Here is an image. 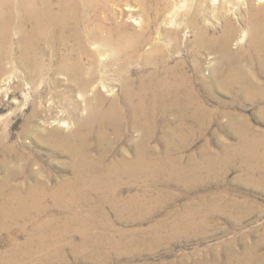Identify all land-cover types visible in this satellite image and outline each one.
Wrapping results in <instances>:
<instances>
[{"label":"rangeland","instance_id":"374dc122","mask_svg":"<svg viewBox=\"0 0 264 264\" xmlns=\"http://www.w3.org/2000/svg\"><path fill=\"white\" fill-rule=\"evenodd\" d=\"M262 5L82 0L77 28L53 29L41 40L50 42L41 70L23 59L18 19L9 40L0 29V48L11 49L0 72V264H264V95L253 92L264 70L253 62L247 31ZM226 24L234 29L227 46ZM111 25L143 31L145 40L126 51L131 60L113 61L110 48L89 32L105 35L102 27ZM79 40L94 54H83ZM151 41L162 48L147 59ZM76 57L87 71L61 68ZM156 65L159 77L174 74L183 82L178 90L188 106H163L161 94L153 97ZM234 71L247 80L224 87L223 76ZM143 83L148 112L159 109L152 115L155 131L144 134L132 128ZM113 99L124 113L118 129L99 113L91 124L83 121L85 101L103 109ZM139 142L148 159L160 158L158 173L99 180L105 166L133 160ZM82 154L91 165L77 160ZM30 187L43 194L41 207L24 212L18 201ZM11 195L16 199L4 204Z\"/></svg>","mask_w":264,"mask_h":264},{"label":"bare ground","instance_id":"6f19581e","mask_svg":"<svg viewBox=\"0 0 264 264\" xmlns=\"http://www.w3.org/2000/svg\"><path fill=\"white\" fill-rule=\"evenodd\" d=\"M86 1V0H85ZM142 1V0H141ZM212 1H216V0H212ZM82 0H60L59 2H57V4L55 5L54 2L52 0H0V29L1 32H3V35L5 36V39L9 40V36L11 33V29L13 24L12 23V19L17 18L18 22H17V28L19 31V33L22 35V37L24 38V44L22 45L23 49V59L27 62L30 61V69H40V65L42 62V54L44 53L46 46L50 45L49 41H45V42H41V40H43L44 38H46V36L50 33H52L51 31L53 29H60V31H63L67 26L71 25L73 28H77V8L78 5L81 4ZM84 2V1H83ZM89 2V1H88ZM253 2V1H252ZM251 2V3H252ZM245 3V2H244ZM248 3V2H246ZM94 4V3H93ZM144 4V3H143ZM215 4V3H214ZM56 6L57 10H54ZM142 5V4H141ZM254 6V5H253ZM93 7V6H92ZM257 7V6H256ZM250 8V7H249ZM254 14L252 16V20L249 21L250 23L248 24V32L250 34V43L253 45V62L255 63V65L257 67H259V69H263L264 70V5L259 6L257 8H254ZM250 10V9H249ZM226 18V17H225ZM75 21V22H74ZM31 22L32 25L27 28L28 23ZM74 22V23H73ZM232 23V22H231ZM228 24V23H227ZM226 24V25H227ZM231 25V24H230ZM230 25L228 27H226L227 29L223 30L225 31L222 35L223 40H224V45L227 46L229 45V40L233 34V30ZM79 26V25H78ZM71 28V27H70ZM72 28V29H73ZM80 28V26H79ZM91 28V27H90ZM103 31H105V35H102L100 33H98L100 30L97 29H90L89 32H91V36L93 38H95L97 40L98 43L104 44L105 46L109 47L111 50V59L116 60V59H123V60H128L130 59L133 55L132 53H128L126 52L128 49L133 48L136 44L140 43L141 41L143 42L145 40L143 31H137L134 30L133 32H124L127 30H123L121 28V26L119 25H111V26H105L102 27ZM124 28V27H123ZM80 30V29H79ZM78 30V31H79ZM140 30V29H138ZM98 31V32H97ZM102 31V32H103ZM169 31V30H168ZM87 32V31H86ZM172 32V31H171ZM203 32V31H202ZM205 32V31H204ZM74 33L76 36H78L76 29L74 30ZM246 33V32H245ZM247 34V33H246ZM248 34V36H249ZM12 35V34H11ZM171 35V34H170ZM205 35V34H204ZM203 35V36H204ZM202 35L200 34V37ZM215 37V36H214ZM11 38V37H10ZM78 38V37H77ZM202 38V37H201ZM218 38V37H217ZM4 39V40H5ZM205 39V38H202ZM207 39V38H206ZM249 39V37H248ZM50 40V37H49ZM60 40V39H59ZM212 40V39H211ZM221 40V39H220ZM219 40V41H220ZM1 41V40H0ZM21 41V40H20ZM44 41V40H43ZM52 41V40H51ZM84 41V40H83ZM201 41V40H200ZM79 48L81 49L80 51L84 54H90L93 55V51L90 50L82 41L79 40ZM152 42V41H151ZM208 42V41H207ZM222 42V41H220ZM216 43V42H215ZM222 43V44H223ZM12 45V44H11ZM139 45V44H138ZM137 45V46H138ZM223 45V46H224ZM50 47V46H49ZM48 48V47H47ZM108 48V49H109ZM135 48V47H134ZM161 45L157 42H152L151 43V47L149 50V53L145 55V57L148 59L150 56H152L153 54H155L157 51L161 50ZM92 49V48H91ZM99 49V48H98ZM10 46H7L6 48H0V72H5V66H4V59L7 56V54H9L10 52ZM57 50V49H56ZM224 50V49H223ZM103 51V50H102ZM134 51V50H133ZM95 52V51H94ZM222 52V51H221ZM230 52V50H229ZM99 53V52H98ZM223 53V52H222ZM251 53V52H250ZM79 54V53H78ZM97 54V53H96ZM97 56V55H95ZM100 56V55H99ZM79 57V56H78ZM82 57V56H81ZM81 57L80 58H75L74 61L72 62H66L64 60L61 61L63 62L61 64V68L64 70H74V71H82L83 69V63L81 61ZM144 57V58H145ZM227 57V56H226ZM151 58V57H150ZM238 59V56H237ZM63 60V59H62ZM92 60V59H91ZM118 60V61H119ZM122 60V61H123ZM131 60V59H130ZM155 60V58H154ZM129 61V60H128ZM146 61V59H145ZM157 61V60H156ZM223 61V60H222ZM8 62V61H7ZM121 62V60H120ZM127 62V61H126ZM236 62V61H235ZM252 62V61H251ZM123 63V62H122ZM129 63V62H128ZM253 63V64H254ZM94 64V63H93ZM231 64V63H230ZM105 65V64H104ZM114 65V63H113ZM153 65V64H152ZM234 65V64H233ZM7 66V65H6ZM60 66V65H59ZM126 66V65H125ZM8 67V66H7ZM44 67V66H43ZM156 70L154 71L156 77L155 79H152V82L154 84V95L153 97H156L157 95H162L166 102L163 106L166 105H177L181 106V107H185L188 106L190 103V99L189 97L185 96V98L189 99L188 101H182L180 98L179 94V86L183 85V82L181 81H177L174 78V74L173 76H171L169 79H165L164 77L161 78L159 77V73H160V69L157 67V65L155 66ZM154 67V68H155ZM234 67V66H233ZM97 68V67H96ZM122 68V67H120ZM43 69V68H42ZM126 69V68H125ZM234 69V68H233ZM256 69V68H255ZM10 70V69H9ZM41 70V69H40ZM70 70V71H71ZM87 69H83V71ZM154 70V69H153ZM12 71V70H11ZM30 71V70H29ZM35 71V70H33ZM69 71V70H68ZM93 71V70H92ZM124 71V70H122ZM226 71V70H225ZM61 72V71H60ZM90 72V70H89ZM158 72V73H157ZM227 72V71H226ZM240 72V71H239ZM8 73V72H7ZM31 73V72H30ZM37 73V72H35ZM66 73V72H65ZM85 73V72H84ZM96 73V72H95ZM183 73V72H182ZM181 73V74H182ZM220 73H223L220 71ZM231 73V72H230ZM228 74L223 76L224 80L223 81V85L224 87H229V86H233V85H237V84H241L243 82V79L245 80L246 78L242 77L240 74L236 73L235 71L232 72V74ZM33 74V73H32ZM38 74V73H37ZM68 74V73H67ZM83 74V73H82ZM158 74V75H157ZM162 74V73H161ZM179 74V73H178ZM185 74V73H184ZM225 74V73H224ZM242 74V73H241ZM244 74V73H243ZM6 75V73H5ZM31 75V74H30ZM42 75V74H41ZM86 75H88L86 73ZM10 76V75H9ZM36 76V74L34 75ZM33 76V78H34ZM38 76V75H37ZM40 76V75H39ZM71 76V75H70ZM73 76V75H72ZM84 76V75H83ZM92 76V75H91ZM95 76V74L93 75ZM154 76V74L152 73L151 77ZM178 76V75H177ZM221 76V75H220ZM245 76V75H244ZM184 76H182L183 78ZM9 77L6 76L4 79L7 82ZM11 78V77H10ZM69 78V77H68ZM71 78V77H70ZM84 78V77H83ZM94 78V77H93ZM36 79V78H35ZM38 79V78H37ZM86 79V78H85ZM84 79V80H85ZM95 79V78H94ZM130 79V78H129ZM71 80V79H70ZM88 80V79H87ZM247 80V79H246ZM31 81V80H30ZM33 81V80H32ZM72 81V80H71ZM78 81V80H77ZM90 81V80H89ZM221 81V82H222ZM91 82V81H90ZM132 81L129 80L128 84L131 85ZM135 82V81H134ZM139 82V81H138ZM151 82V83H152ZM185 82V81H184ZM80 83V82H79ZM95 83V82H94ZM146 83V82H145ZM145 83H143L141 85V91L143 92L141 95H139L138 101L134 104V108H133V122H132V128H137L139 130H141V132L144 131H148L151 133V130L154 128H152V126L154 125V118H152V115L155 114L158 110L156 108L153 107V109L151 111L148 112V107L146 106V97L144 92H146V87H145ZM150 83V82H149ZM96 84V83H95ZM78 85V84H77ZM104 85V84H102ZM128 85V86H129ZM150 85V84H149ZM246 85V84H245ZM252 85V84H251ZM88 86V85H87ZM91 86V85H89ZM88 86V87H89ZM93 86V85H92ZM134 86V85H132ZM184 86V85H183ZM249 86V85H247ZM246 86V87H247ZM76 87V86H75ZM139 87V86H138ZM222 87V86H221ZM93 88V87H92ZM91 88V89H92ZM79 89V88H78ZM81 89V88H80ZM128 89V88H127ZM134 89V88H133ZM137 89V88H136ZM245 89V88H244ZM82 90V89H81ZM88 90V89H87ZM227 90V89H226ZM70 91V90H69ZM149 91V90H148ZM152 91V90H151ZM78 92V91H77ZM83 92V91H81ZM95 92V91H94ZM93 92V93H94ZM129 92V91H128ZM134 92H136L134 90ZM252 92V91H251ZM253 92H255L257 94L258 97H262V95H264V82H254L253 84ZM252 92V93H253ZM84 93V92H83ZM97 93V92H96ZM103 93V92H102ZM73 94V93H72ZM76 94V93H75ZM88 94V93H87ZM92 94V93H91ZM138 94V93H137ZM187 94V93H185ZM184 94V95H185ZM77 95V94H76ZM80 95V94H79ZM100 95V94H98ZM183 95V96H184ZM91 96V95H90ZM129 98L134 97L133 94H129ZM161 96V97H162ZM85 97V96H84ZM95 97V96H94ZM67 98V97H66ZM107 98V97H105ZM198 98V97H197ZM91 100V99H90ZM89 100V101H90ZM93 100V99H92ZM89 101H85L87 102V104L85 105V111L87 112V116L84 118L83 121H86L87 124H91L94 120L95 117L98 115H100L101 118V122L104 123L105 121L111 119L113 120V122L111 124H113L114 126H116V129H118V126L120 124L123 123V119H124V113L120 107V105L118 104V102L116 100H112V102L109 104L107 107L105 108H101V104L97 105L94 107V105H92L91 102ZM132 101V100H131ZM264 101V100H263ZM66 102V101H65ZM84 102V103H85ZM94 102V101H93ZM98 102V101H97ZM78 103V102H77ZM67 104V103H66ZM74 104V103H73ZM82 104V103H81ZM80 104V105H81ZM150 104V103H149ZM65 105V104H64ZM83 105V104H82ZM155 105V104H154ZM75 106V105H73ZM78 106V105H77ZM84 107V106H83ZM103 107V106H102ZM68 108V107H67ZM81 108V107H79ZM180 108V107H179ZM73 109V108H72ZM72 109L71 112H72ZM69 110V111H70ZM79 110V109H78ZM77 110V111H78ZM182 110V108H181ZM82 111V110H81ZM70 112V113H71ZM65 113V112H64ZM73 113V112H72ZM180 113V112H179ZM68 115V114H66ZM74 115V114H73ZM76 115V114H75ZM70 117V116H68ZM82 117V116H81ZM66 119V118H65ZM132 119V118H131ZM77 122V121H76ZM79 123H81V121H78ZM78 123V124H79ZM113 126V127H114ZM105 127V126H104ZM96 128V127H95ZM243 128V127H242ZM98 129V128H97ZM91 130V129H89ZM103 131V129H102ZM155 131V130H154ZM121 132V131H120ZM147 132V133H148ZM153 133V132H152ZM71 135V134H70ZM46 136V135H44ZM43 136V137H44ZM60 136V135H59ZM151 136V135H150ZM146 137V136H145ZM148 140V139H147ZM58 141V140H57ZM143 141V140H142ZM140 148H138L135 158L133 160H131L130 162H125L123 160H119L118 162L112 163L111 165L109 164V166H105V168H103V174L98 175L99 176V180L102 181L105 184H108V177L111 175H118V174H122L123 172H128L131 175H138L140 173L145 171H151L153 174L158 173L159 171V166H160V158L158 159H153L150 160L147 158V156L149 157V150L145 147V142L144 144H140V142L138 143ZM84 145V144H83ZM100 145V144H99ZM81 147V146H80ZM74 148V147H73ZM76 149V148H75ZM75 149H72V154L73 156H77L75 153H79L78 151H76ZM79 150V149H78ZM107 150V149H106ZM76 151V152H75ZM81 153V151H80ZM166 156V155H165ZM80 159H77L79 162H83L86 165H91L90 162L88 161L87 157L84 156L83 154L81 156H79ZM175 157V156H174ZM102 158V157H101ZM103 159V158H102ZM102 159H99L98 161L101 162ZM125 159V158H124ZM132 159V158H131ZM126 160V159H125ZM210 160V159H209ZM169 161V160H168ZM80 162V163H81ZM88 162V163H87ZM167 162V161H166ZM92 163V162H91ZM165 163V162H164ZM205 163V162H203ZM94 164H98L97 161ZM101 164V163H100ZM164 165V164H163ZM168 165V164H167ZM162 166V165H161ZM209 167V166H208ZM77 168V167H76ZM172 166L169 168V170H171V172H176L175 169H171ZM148 171V172H149ZM147 172V173H148ZM151 172L149 174H151ZM162 172V171H161ZM168 172V171H167ZM178 174V173H177ZM194 175V174H193ZM142 176V175H141ZM152 176V175H151ZM196 176V175H195ZM137 178V176L135 177ZM152 178V177H151ZM174 178V177H173ZM181 178V177H180ZM158 179V178H157ZM74 180V179H73ZM192 180V179H191ZM135 182V181H134ZM83 183V182H82ZM5 184V183H4ZM72 185V184H71ZM108 186V185H107ZM65 187V186H64ZM64 187H62L64 189ZM71 187V186H70ZM31 188V187H30ZM82 188V187H81ZM61 189V188H60ZM62 189V191H63ZM35 190V188H34ZM32 188L30 189V191H28V193L25 196L19 197L21 198L20 201H18V204L21 205V208L24 210V212L29 211L31 209H40V203H41V198L43 196L42 193H40L38 191V193H36ZM15 191V190H14ZM68 192V191H67ZM80 192V191H79ZM15 193V192H14ZM18 193V192H17ZM81 193V192H80ZM83 193V192H82ZM16 195V194H15ZM144 195V194H143ZM18 196V195H17ZM21 196V195H19ZM70 196H76L75 192H71ZM78 196V195H77ZM45 197V196H44ZM16 199L15 196H9L4 200V204L5 202L8 203L7 200H11L13 201V199ZM17 198V199H19ZM14 199V200H15ZM134 199V198H133ZM9 200V201H10ZM41 200V201H40ZM135 200V199H134ZM138 202V201H137ZM17 203V202H16ZM133 203V202H131ZM140 203V202H139ZM138 203V204H139ZM11 205V203H10ZM132 205V204H131ZM137 205V204H136ZM154 207V206H153ZM11 208V207H10ZM9 208V209H10ZM8 209V210H9ZM12 209V208H11ZM14 209V208H13ZM12 209V210H13ZM7 210V209H6ZM5 210V212H6ZM20 212V210H18ZM17 212V211H16ZM30 212V211H29ZM33 212V210H32ZM129 212V211H128ZM18 214V213H17ZM32 214V213H31ZM186 214V213H185ZM2 216V215H1ZM19 216V215H17ZM28 216V215H27ZM182 217V216H181ZM79 218V217H78ZM188 218V216H187ZM184 219V218H183ZM179 220V219H178ZM177 223V222H176ZM174 225V224H173ZM40 235V234H38ZM86 238V237H85ZM17 249V248H16ZM15 250V249H14ZM20 250V249H19ZM18 252V251H17ZM16 252V253H17ZM19 253V252H18ZM14 255V254H13ZM11 256V255H10ZM12 257V256H11Z\"/></svg>","mask_w":264,"mask_h":264}]
</instances>
